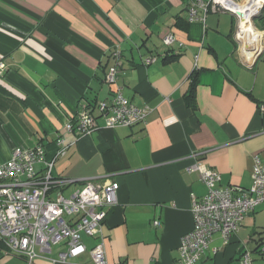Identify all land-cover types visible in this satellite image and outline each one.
Here are the masks:
<instances>
[{
    "label": "crops",
    "instance_id": "obj_1",
    "mask_svg": "<svg viewBox=\"0 0 264 264\" xmlns=\"http://www.w3.org/2000/svg\"><path fill=\"white\" fill-rule=\"evenodd\" d=\"M209 1L190 20V0H0V164L14 147L38 144L51 160L63 137L66 153L51 173L73 181L53 187L52 196L92 176L119 185L100 236L82 235L85 252L31 264H94L90 249L98 240L107 264H178L181 237L193 225L191 199L206 192L193 164L218 172L223 186H251L255 159L264 164V75L255 69L259 59L252 68L244 64L240 20ZM168 34L170 45L163 42ZM115 62L123 96L150 107L145 123L107 127L96 108L112 97L115 85L105 74ZM84 111L96 129L66 130ZM262 246L264 202L226 242L213 234L196 264H239L244 250L264 264ZM66 248L64 240L52 244L49 257ZM0 264L28 263L0 244Z\"/></svg>",
    "mask_w": 264,
    "mask_h": 264
},
{
    "label": "built area",
    "instance_id": "obj_2",
    "mask_svg": "<svg viewBox=\"0 0 264 264\" xmlns=\"http://www.w3.org/2000/svg\"><path fill=\"white\" fill-rule=\"evenodd\" d=\"M240 0H210L213 10L235 13L229 6ZM189 18L196 17L197 6L207 9L202 0H190ZM262 2V8L264 7ZM260 12V11H259ZM238 16V15H236ZM172 34L163 37L170 45ZM116 58L118 52H114ZM155 56L145 58L151 63ZM118 67L115 62L105 74V81L115 85L110 101L98 102L96 108L104 117L105 126H131L145 123L150 107L137 106L129 102L116 86ZM264 112V104L260 105ZM68 131L75 129L79 134H88L96 129L94 116L82 112L75 122L65 123ZM57 150L51 160H45L41 144L30 148L14 147L9 157L0 164V244L8 253L23 256L28 264L36 257L49 258L53 262L65 261L86 251L82 235L99 234L106 216V208L117 200L118 183L110 178L92 176L83 178L82 187L68 195L52 188L69 184L70 178H55L51 171L57 157L65 155L68 143L63 137L56 139ZM43 168L36 169L37 164ZM197 170L206 187L201 198L192 197L191 215L193 225L180 240L178 264H196L208 248L211 237L220 233L226 242L237 232L243 218L264 202V164L256 158L252 169V184L248 189H237L220 184L218 172L195 162L191 167ZM159 225L158 221L153 222ZM66 241L67 248L50 258L52 244ZM261 252H264L262 246ZM94 264H107L103 243L98 240L90 249ZM239 264H253L251 252L241 253Z\"/></svg>",
    "mask_w": 264,
    "mask_h": 264
},
{
    "label": "bare ground",
    "instance_id": "obj_3",
    "mask_svg": "<svg viewBox=\"0 0 264 264\" xmlns=\"http://www.w3.org/2000/svg\"><path fill=\"white\" fill-rule=\"evenodd\" d=\"M242 2L244 0L234 3L238 6L242 5V8L234 6V4H229V6L234 12H239V17L237 16V18L240 20V23L237 37L240 42V52L245 61L251 62L255 54L262 49L264 42V31L255 28L252 22L253 15L259 11L263 0H249L248 4Z\"/></svg>",
    "mask_w": 264,
    "mask_h": 264
},
{
    "label": "rangeland",
    "instance_id": "obj_4",
    "mask_svg": "<svg viewBox=\"0 0 264 264\" xmlns=\"http://www.w3.org/2000/svg\"><path fill=\"white\" fill-rule=\"evenodd\" d=\"M244 2H245V0H244ZM244 2H242V3H244ZM264 5V4H263ZM258 13V12H257ZM264 15V7L260 10V12H259V14H258V16H261V15ZM238 19V18H237ZM253 21L252 22H254L257 26H260V24H262L263 23V21L262 20H260V18H254V19H252ZM235 23L237 22L236 21V17H235V21H234ZM253 23V24H254ZM261 31V30H260ZM239 45H240V43H239ZM263 46H264V42H263ZM238 49V48H237ZM255 69H259L261 72H262V74L264 75V53L262 54V56H260V58H259V60H258V62H257V65H256V68ZM65 193H67V192H65ZM66 195V194H65Z\"/></svg>",
    "mask_w": 264,
    "mask_h": 264
},
{
    "label": "trees",
    "instance_id": "obj_5",
    "mask_svg": "<svg viewBox=\"0 0 264 264\" xmlns=\"http://www.w3.org/2000/svg\"><path fill=\"white\" fill-rule=\"evenodd\" d=\"M260 20H262L263 23L260 24V26H258V28H259V30H264V15L263 14L260 16ZM195 83H196V81H195V79H193L191 82V86L189 88V94H188L187 99H186V103L190 106H192L193 100H194V85H195Z\"/></svg>",
    "mask_w": 264,
    "mask_h": 264
},
{
    "label": "water",
    "instance_id": "obj_6",
    "mask_svg": "<svg viewBox=\"0 0 264 264\" xmlns=\"http://www.w3.org/2000/svg\"><path fill=\"white\" fill-rule=\"evenodd\" d=\"M261 9H262V6L260 7L259 11H260ZM259 11H258V13H256V14L253 15V19H254V18H260V16H258ZM234 14H235V15H239V12H235ZM237 42H238V41H237ZM238 44H239V42H238ZM262 53H263V47H262L261 50H259V51L255 54V56H254V58H253V60H252L251 62L244 61V64H245L247 67L252 68V67L254 66V64L257 62V60L259 59V57L261 56Z\"/></svg>",
    "mask_w": 264,
    "mask_h": 264
}]
</instances>
